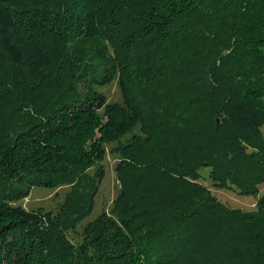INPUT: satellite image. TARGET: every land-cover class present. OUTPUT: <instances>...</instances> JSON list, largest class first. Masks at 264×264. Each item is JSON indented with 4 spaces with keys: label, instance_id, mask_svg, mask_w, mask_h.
<instances>
[{
    "label": "trees",
    "instance_id": "16d2710c",
    "mask_svg": "<svg viewBox=\"0 0 264 264\" xmlns=\"http://www.w3.org/2000/svg\"><path fill=\"white\" fill-rule=\"evenodd\" d=\"M263 125L264 0H0V264H264Z\"/></svg>",
    "mask_w": 264,
    "mask_h": 264
},
{
    "label": "rangeland",
    "instance_id": "374dc122",
    "mask_svg": "<svg viewBox=\"0 0 264 264\" xmlns=\"http://www.w3.org/2000/svg\"><path fill=\"white\" fill-rule=\"evenodd\" d=\"M99 90L104 92L109 100L121 99V92L117 81H112L109 84L99 87ZM262 131L264 134V125L262 126ZM114 146L115 144L112 143L106 147V154L103 161L105 176L96 193L94 208L84 222L93 219L102 210L108 211L117 196L120 185L116 178L115 165L119 160V155L111 151V148ZM201 174V182L208 186L211 193L214 194L217 199L231 207L244 210L254 209L256 200L264 195V183L258 186V191L256 193L242 194L236 189L213 186L208 177V168H203ZM68 189L69 187L67 185H60L53 189L36 186L30 189L28 196L13 204H19L26 209L43 207L46 210L57 211Z\"/></svg>",
    "mask_w": 264,
    "mask_h": 264
}]
</instances>
